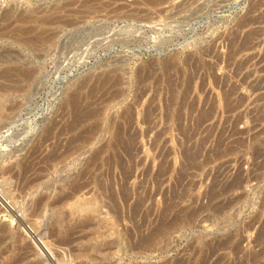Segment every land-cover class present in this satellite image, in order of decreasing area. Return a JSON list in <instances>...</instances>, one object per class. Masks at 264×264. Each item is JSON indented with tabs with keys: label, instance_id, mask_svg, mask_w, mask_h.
I'll return each mask as SVG.
<instances>
[{
	"label": "rangeland",
	"instance_id": "1",
	"mask_svg": "<svg viewBox=\"0 0 264 264\" xmlns=\"http://www.w3.org/2000/svg\"><path fill=\"white\" fill-rule=\"evenodd\" d=\"M16 3L0 264H264V0Z\"/></svg>",
	"mask_w": 264,
	"mask_h": 264
},
{
	"label": "built area",
	"instance_id": "2",
	"mask_svg": "<svg viewBox=\"0 0 264 264\" xmlns=\"http://www.w3.org/2000/svg\"><path fill=\"white\" fill-rule=\"evenodd\" d=\"M33 0H0V3H4L5 5H8V6H11V5H14L13 3H28V2H31ZM16 3V4H17Z\"/></svg>",
	"mask_w": 264,
	"mask_h": 264
},
{
	"label": "bare ground",
	"instance_id": "3",
	"mask_svg": "<svg viewBox=\"0 0 264 264\" xmlns=\"http://www.w3.org/2000/svg\"><path fill=\"white\" fill-rule=\"evenodd\" d=\"M48 23V22H47ZM42 29V28H41ZM41 38V37H40ZM31 39V38H30ZM17 72V71H16ZM22 73H25V72H22ZM27 74V73H26ZM20 75V74H19ZM5 76V75H4ZM23 77V76H22ZM25 77V76H24ZM9 79V78H8ZM12 80V79H11ZM13 82V81H12ZM20 82V81H19ZM14 83V82H13ZM10 87V86H9ZM4 89V88H3ZM14 89V88H13ZM30 157V156H29ZM9 197V196H8ZM4 201V200H3ZM13 206V205H12ZM159 231V230H158ZM5 232V231H4ZM1 233V232H0ZM153 238V237H151ZM36 240V239H35ZM148 240V239H147ZM150 241V240H149Z\"/></svg>",
	"mask_w": 264,
	"mask_h": 264
}]
</instances>
